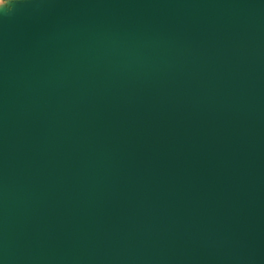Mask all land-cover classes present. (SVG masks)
<instances>
[{
  "label": "water",
  "instance_id": "obj_1",
  "mask_svg": "<svg viewBox=\"0 0 264 264\" xmlns=\"http://www.w3.org/2000/svg\"><path fill=\"white\" fill-rule=\"evenodd\" d=\"M3 14L0 264H264V0Z\"/></svg>",
  "mask_w": 264,
  "mask_h": 264
},
{
  "label": "rangeland",
  "instance_id": "obj_2",
  "mask_svg": "<svg viewBox=\"0 0 264 264\" xmlns=\"http://www.w3.org/2000/svg\"><path fill=\"white\" fill-rule=\"evenodd\" d=\"M25 0H0V11L14 15V12L20 10V6Z\"/></svg>",
  "mask_w": 264,
  "mask_h": 264
},
{
  "label": "bare ground",
  "instance_id": "obj_3",
  "mask_svg": "<svg viewBox=\"0 0 264 264\" xmlns=\"http://www.w3.org/2000/svg\"><path fill=\"white\" fill-rule=\"evenodd\" d=\"M4 19H5L4 14L2 11H0V23L4 22Z\"/></svg>",
  "mask_w": 264,
  "mask_h": 264
}]
</instances>
